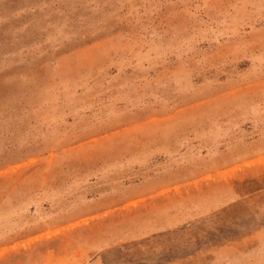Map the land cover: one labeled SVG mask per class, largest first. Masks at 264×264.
Listing matches in <instances>:
<instances>
[{"label": "rangeland", "instance_id": "obj_1", "mask_svg": "<svg viewBox=\"0 0 264 264\" xmlns=\"http://www.w3.org/2000/svg\"><path fill=\"white\" fill-rule=\"evenodd\" d=\"M0 264H264V0H0Z\"/></svg>", "mask_w": 264, "mask_h": 264}]
</instances>
